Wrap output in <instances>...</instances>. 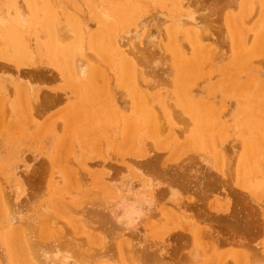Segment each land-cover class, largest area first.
<instances>
[{
    "label": "rangeland",
    "instance_id": "374dc122",
    "mask_svg": "<svg viewBox=\"0 0 264 264\" xmlns=\"http://www.w3.org/2000/svg\"><path fill=\"white\" fill-rule=\"evenodd\" d=\"M19 1L20 0H17L18 9L21 10L20 12L23 13L24 11H28L25 2L23 3V0H21L20 3ZM244 1L246 2V0H237V2L236 0H186L187 7H192L193 14H195L194 17L196 16L195 18L200 21L198 22L199 28L201 33L205 35V40L203 39L202 43L209 45L214 50L213 54L207 55L205 63L203 62L204 64L198 63L199 69H197L194 74L195 79L193 78V81L188 84L189 96H187V99L189 97L190 101H188L193 104L199 102L208 104L211 109V114L216 120L218 118L216 124L218 128L227 127L229 130L226 129V133H221L222 131H219L221 136L219 135L216 138L217 145L221 146L224 143L221 146L222 149L225 148L224 151L219 146L217 147L218 151H216L226 159H223L224 162H226L224 165L225 169L223 170L217 169L215 153L213 154L210 150L208 151L204 145L201 144L202 141L200 142V139L197 137L195 138L194 133L196 135L198 133L193 130L192 119L187 114H184L176 105L177 100L174 95L175 90L173 87V78L175 76L173 67L176 60H173L171 51L168 46H166L169 38L165 30L171 24L176 23L174 15L177 13H172L171 15L173 16L159 13L164 10H170L169 6H167L170 4L168 0H51L61 23H65L66 21L64 18L65 14L74 17V19L78 20L81 24L83 23L81 58L85 60L82 63H86L85 68L87 67V72L85 71L83 76H79V80L83 78L82 80L85 79L86 82L84 81V83L82 80L81 82L78 81V83H81L78 84V86L82 85V89L88 88L87 82L91 78H94L92 76L95 73V69L100 73L99 75L97 74L99 77L95 76V78L98 77L96 81L98 83L97 88L100 87L102 89L103 87L102 91H105L103 93L108 95V102L110 104L109 109L111 108L112 110L115 104L117 105L116 109L113 108V111H116L114 119L106 120L105 122L108 129L109 126L116 129H112L110 133H108V131H101V128L98 127L99 124L101 125L100 120H93V123L91 122L92 124L90 123L89 127L84 132L85 135H81L80 126L84 123L81 115L76 119L78 121H74L73 119V121L69 120L65 122V117L73 106H71L70 102L73 103L77 98V96H74L76 95L74 94L75 88L69 87V85L66 84V79L63 75L65 70L62 64L64 60H62L63 58L60 51L57 50L56 53L54 52L53 56L56 55V58H54L58 61V66H62V71L57 67V64L55 66L50 62L47 54L40 51L39 47L42 46L43 48L45 45V32L41 27L34 24L29 14H25L24 12L26 17L25 25L28 28H26V31L23 33H18V35L15 36V40H5L10 48L5 45V43L3 45L1 44L3 46H1V51L4 52L5 50V52L3 57H0V79L2 81H0V87L1 84L2 87L6 85L5 89L4 87L0 88L2 90L0 94H6L5 96L3 95L4 99L0 96V103L2 101L6 102L0 104L2 107H0V180L2 181L0 186L4 189L5 198L9 199L10 197L9 200H12L11 202H16L19 215L22 218L30 215L34 208L46 201L48 193L50 194V189L61 193L64 191V194L68 192H66V190H69V195L66 194L65 198L69 203L73 204L72 208H74L69 215L71 217L76 215L74 219L70 216L68 217L72 220H78L80 218L85 220L91 242H89L88 245H83L91 248L101 247L99 250L102 249L106 254L104 259H106L105 262L107 263L116 264L115 261H117L116 259L118 257L116 245L118 242L122 244L121 240L125 237L126 240L123 243L127 242V246L130 247L132 245L135 247L134 257H132L134 262L132 259L131 262L130 257H128L126 253H123L126 264H130V262L133 264H193L194 262V264H212L213 260L217 258H221V261L224 263L226 262V264H233L232 254L237 256L240 255L241 257L244 256V260L247 259L246 264H264V189L259 188V186L247 188V186L240 185L236 182L234 174L235 159L240 154L243 145L241 141L243 136L240 134L241 128L239 125L243 110L239 102H243L244 98L238 96L235 92L233 95L221 89V86H225L229 82L226 77L230 74L228 70L225 74L227 76L222 78V68L223 70L225 66L228 68L227 63L230 57H232V51L234 50L231 37H229L227 31L226 34H224L227 29L226 24L229 20L232 21V19L228 20L230 17H228V14L236 18L235 22L232 23L242 28L240 29V32L243 33V36L241 35L242 44L247 47L254 44L252 34L261 31V24L264 20V7L261 8L257 3H255V5L252 0L247 1L250 9H246L247 13L244 12L239 18V13L237 12L241 9V4ZM0 3L2 7L0 11V23L3 22L2 18H4V22H7L8 19H11V8L7 6L6 0H0ZM115 3L123 4L124 6L131 5L129 7L132 13L135 16L138 14V16H136L137 21L141 19L144 20V23L140 21L139 27L137 23L136 25L129 26L126 30L118 29L119 31L116 30L112 33H110L109 30L103 29V32L109 34L110 38H112V40L108 39V42L111 44L106 45L108 50L112 48V51L110 50L112 56L109 54L111 58L107 56L108 60H105L99 56L96 49L90 44L92 36L90 33H95L100 29L98 18L92 8L96 10V12H101L100 15L103 16L105 13L104 16H106ZM23 4L25 6H22ZM177 8H181V10L186 12L188 11L187 8L182 7L180 3ZM136 10L138 11L135 12ZM108 19H110V17ZM186 25H184V27H186ZM129 28H131L129 34H131L133 29L138 34L140 33L139 36L133 31V35L136 34L138 39H141L140 42L136 38L137 40L135 44H133L131 43L133 42L132 39L128 40L124 37L125 33H128ZM253 29L255 30L252 32ZM123 31L127 32L123 33ZM116 32H118L120 36L122 33L124 34L122 35V39L124 40L125 38V43H129L127 44L129 48L124 41L121 40L119 41L122 45L119 43L118 46L115 39L119 35ZM133 35L131 34L130 37ZM19 36H21L20 38H22L24 44L22 42V44L20 43L19 45L17 41V37L19 38ZM26 36L28 37L26 38ZM127 36L129 38V35ZM26 39H28L27 42H25ZM119 41L117 40V42ZM185 41L188 44L185 31H183L182 28L177 31L174 42H177L179 46L182 43L180 48L181 51L183 50L181 52L183 57H190L191 47L188 48ZM131 47V50L135 51H131ZM133 47L135 49H133ZM125 48L127 50H124ZM260 48L261 49L255 51V57H253L255 53H252V55L247 58L250 68L249 73L239 71L240 73L238 72L237 75L238 78L241 79V82L248 85L246 87L248 88V92H251L250 98L257 97L259 94V97L264 100V95H261L262 92L264 93V89L260 86L261 80H264V52H262L264 47ZM19 49L21 51L22 49H29L31 51L33 55H31L28 50L29 54L33 57L31 63L27 64V58L24 59L25 57H21L23 60L19 58L22 53L17 54ZM177 51L178 53L174 52V55L182 57L179 53V49ZM257 51H261L262 53L260 52L258 55ZM131 52H134L135 55ZM118 53L120 56H123L125 60L117 56ZM15 55L18 57L16 58ZM141 56L144 57V60L140 58ZM135 57L137 59H135ZM147 59L151 64L148 63ZM20 60L22 62H20ZM134 61L135 63L137 62L136 65ZM140 61L143 65L140 64ZM121 63L124 67L128 68L127 65L129 63L131 64V68L133 67L132 69L135 75L127 73L126 75L133 76L132 80L134 79V81L131 82H133L134 85L136 84L135 81L138 79L136 77H139L144 80L142 81L140 79L142 84H146L145 86L139 82L142 86L139 85L141 88L140 90L145 93L149 91L155 94L153 100L151 99V102H149L152 106L155 104L153 107L154 109L156 108L155 111L158 113L162 111V113L165 114L170 123L168 126L174 129L175 141H179L184 145L177 146L175 143L173 144L171 140L167 143L168 140L166 139L167 141L165 140V143L163 142L164 144L162 143L154 146L152 139L146 137L147 135L145 136L139 118L138 120L133 119L132 122L135 123L134 120H137L136 123L138 124L135 123L134 130L137 126L138 128L140 126L141 129L139 128L137 132L140 134L141 131V134L139 135L134 130H130L133 131V134L135 132L134 136L137 135L136 138L132 136L128 139L129 141L127 139H122L124 136L123 133L125 132L123 131L124 121H130L131 119L129 120V118H131L133 114L130 89L133 88L134 85L129 84L130 81L126 79L125 75L123 77L119 74L118 68ZM144 65L145 67L147 65L149 66L145 69V67H143ZM136 68L137 70L140 68L142 73L140 70L137 71ZM135 71L136 73L140 71V73H138L140 75L136 76ZM252 75H256L259 79H256L257 77L253 79ZM4 78L6 81L3 80ZM99 78L102 79L100 80ZM10 80L11 83H9ZM98 80L100 82H98ZM121 80L127 82L124 84ZM4 81L6 82L4 83L5 85H3ZM15 85H18L17 88H20V86H24V88L27 87L29 91L26 89V92H21V94L20 90H18L19 88L17 89L14 87ZM139 87L135 85L134 88L139 89ZM15 89L19 92L14 93L13 90ZM72 90L74 91L73 93ZM23 94L25 95L23 98H20V102L18 99ZM91 94L87 93V95L93 97ZM251 94L253 95L251 96ZM25 96L28 97L26 100L24 99ZM81 97H84L83 99L86 101L85 95ZM26 101L27 104H25ZM259 101L260 108L264 112V103H261V99H259ZM88 102L90 103V100L85 103L88 104ZM113 102L114 104H112ZM91 103V108L94 110L101 107L99 102H93V100H91ZM67 105L69 106L67 107ZM93 105L96 107L93 108ZM158 107L161 111H159ZM213 110L215 113H213ZM20 111H23V114H21ZM107 111L108 109L101 110V114L107 115ZM170 113L173 118L170 116ZM104 121L103 119L102 123ZM181 130L182 132L180 134L179 131ZM164 135L166 136L165 133ZM164 135L161 137L166 138ZM180 135L183 136L180 137ZM139 142H141L142 145ZM219 142L222 144L220 145ZM132 145H136L137 149ZM139 147L141 148L140 153L137 152L140 149ZM104 148L106 149L104 150ZM204 152L214 159L215 167L214 163L210 165L205 159H200V154L205 156ZM232 161L234 162L232 163ZM232 164L233 166L231 167ZM17 165L18 167L16 168ZM226 167H229L228 170ZM13 169L14 173L11 172ZM20 171L22 173H20ZM67 171H70V173ZM71 171L73 174H71ZM73 171H76V173ZM16 174H19L18 178ZM145 174L151 176H145ZM74 175H76V177ZM69 176L71 179L68 180L67 177ZM96 176L97 180L95 178ZM123 177L135 182L139 179H151L150 181L152 182L158 181L154 182V184L156 183L157 185L158 183V185H153L155 188L151 196L154 198L151 197L152 205H150L151 210L148 209V216H143L142 219L140 218L141 220L139 219L140 221H137L138 224L135 223L136 225L133 226L134 228L124 233V236H115L113 231L109 229V223L98 218L100 215L106 213L105 209L99 205V207L97 206L99 210H97L95 205L93 206L94 202L88 201L89 199L87 196L98 193V191H96L98 190L96 183H101V185H99L102 188L103 186L106 187L103 193V196L106 197V195H108L107 189H113L111 186H115L114 182H117ZM51 180L52 183L54 182L53 185H51L52 187L49 185ZM15 181L16 183L18 182L19 185L16 184ZM11 182L13 184H11ZM14 183L18 185L20 189H17L18 186L14 185ZM68 183L71 184V188L69 189L65 186V184ZM54 185L56 188H54ZM167 185H169V187H167ZM10 186L12 189H10ZM13 188L15 191L17 189L18 192L14 193ZM168 188L171 191V188L174 189L172 195L174 192L176 193L177 190V194L173 195L174 197L178 195L177 197L174 198L171 195V198H168L171 201H167V194L169 193L168 191H170ZM83 191H88L87 195L83 194ZM7 194H9V196ZM70 199L71 201H75L71 202ZM84 200L87 202L85 203ZM87 203L90 204L87 205ZM91 204V210H89L90 208H88V206L90 207ZM85 205L87 206L85 207ZM154 205L157 206V208ZM167 205L170 208H168ZM162 212H166L167 215ZM169 213L171 216L168 215ZM88 214L90 216H87ZM52 215H55L54 212H52ZM91 216L92 218H90ZM20 220L23 221L24 219ZM60 220L63 221V223L67 221L65 218H61ZM65 223L63 225H65ZM66 227H68L69 230L71 229L69 224L66 223V226L61 228V231H67L68 229ZM193 227L197 230L196 235L192 232V230H194ZM71 231V234H74L73 230H70V232ZM84 235V233L79 234V236ZM119 237H121V240ZM188 247L190 250H196L197 255L194 258H190V250ZM0 249V254L1 256L3 255L0 257H5V260L3 258L2 261L0 258V264H2V262L5 264L6 261V264H10L11 260L9 258L8 249L1 244ZM150 254L152 255L151 258H149ZM214 262L213 264H215ZM220 264H222V262Z\"/></svg>",
    "mask_w": 264,
    "mask_h": 264
},
{
    "label": "bare ground",
    "instance_id": "6f19581e",
    "mask_svg": "<svg viewBox=\"0 0 264 264\" xmlns=\"http://www.w3.org/2000/svg\"><path fill=\"white\" fill-rule=\"evenodd\" d=\"M67 1H69V0H67ZM168 1H169L170 4L167 5V6H169L170 10L169 9H166V10H169L170 12L164 10V11L159 12V13H161L162 15L163 14L171 15L172 13H177L176 15H174V20L176 21V23L175 24H171L170 23L171 24V25L169 24L170 26H168L167 28L165 27L166 28L165 31L167 32V37L169 38V41H168L166 46H168L169 50L171 51V54L173 56V60H176L175 63H174V67H173V71L175 72V76L173 78V87H174V90H175V94L174 95H175L176 100H177V104L176 105L180 108V110H182V112H184V114H187L192 119L193 130L197 131V133H198L197 135L194 133L195 138L197 137L198 139H200V142L202 141L201 144L204 145V147L208 151L210 150V152H212L213 154L215 153L217 169L223 170V169H225L224 165L226 164V162H224V160H223L225 158L222 157V155L219 152H216V151H218L217 147L219 146L216 143V138L219 135L221 136V133H226L227 127H224V128H221V129L218 128V125H216L217 122H218V118L216 120L214 118V116L211 114V109L209 108L208 104H205V103L203 104L202 102H199V101H197L199 103H195L194 102L195 104H193V103L189 102L190 101L189 97L187 99V96H189L188 84L193 81V78L195 77L194 74L196 73L197 69H199L198 63L204 64L205 61H206L207 55L209 56V55L213 54L214 50L209 45L202 43L203 39L205 38V35H203L201 33V30L199 28L198 22H200V21L195 18L196 16L194 17L195 14H193V10L191 9L192 7L191 8L187 7L186 0H185V2H184V0H168ZM247 1L248 0H246V2L244 1L241 4L242 7L237 12V13H239V16H238L239 18L242 16V14L244 12L247 13L246 9L247 10L250 9L248 7L249 4L247 3ZM252 1H253L254 4L255 3H257V5L259 4V6H261V8L264 7L263 6L264 5V0H252ZM19 2L21 3V0ZM24 2H25L26 6L28 8V11H26V12L24 11L25 14H29L30 18L32 19L34 24H36L37 26L41 27L44 30L45 35H46L45 43H44L45 45L43 46V48H42V46L39 47L40 51H42L45 54H47V56L50 59V62H52V64H54L55 66L57 64V67L60 68V70L64 68L65 72H63V75H64V78L66 79V84L69 85V87L75 88V93L74 94H76V95H74V96H77V98L74 100L73 103L70 102L71 106L73 105L72 109H70L72 112L70 111L71 112V113L69 112L70 114L67 112L69 115L66 113L67 116L65 117V122H67L69 120L73 121V119H74V121H78L76 119L78 117H80V115H81V118L84 120V123L80 126L81 135H85L84 132L87 130V128L89 127L90 123L91 122L93 123V120H97V121L100 120L101 125L99 124L98 127L101 128V131L102 132H104V131L107 132L108 131V133H110L112 131V129H114V128H111V126H109V129H108V126L105 124V122H106V120L114 119V117L116 116V113H115L116 111H113L114 110L113 108L116 109L117 105L115 104V106L112 108V110H111V108L109 109L110 104L108 102V95L103 93V92H105V91H102L103 87H102V89L100 87L97 88V84L98 83L96 81H97V78L99 77L98 75L100 73L97 72L96 69H95V73L93 74V76L90 73V75L92 77H94V78H91V77H90L91 79L89 78L91 80V82H90V80L87 82L88 88L82 89L81 88L82 85L78 86V84H81V83H78V81L81 82V80L83 79L82 78V79L79 80V76H83L84 72L87 70V67L85 68L86 63H84V64L82 63L85 60H83L81 58V51H82L81 40H82V35H83V29H82V27H83L82 24L83 23L81 24L78 20L74 19V17L70 16L69 14H65L64 15V18L66 19V21H65V23H61L59 21L60 19L58 17V13L55 10V7L53 6L51 0H23V3ZM232 2H234V1H232ZM236 2H237V0H236ZM123 3H124V1H123ZM179 3L181 4L182 7H186L188 11L186 12V11L181 10V8H177ZM6 4H7L8 7L10 6L12 14H11V19L10 20L8 19L9 22L8 21L4 22L5 20H4V18H2L3 22L1 21L2 23H0V57L1 56L3 57L4 52H5V50H4V52L1 51V49L3 47L2 45L5 43V45L8 46V44H7L8 40H15L16 39L15 36H17L18 33L19 34L23 33L24 31H26V28H28L25 25L26 17H25L24 12L21 13L20 12L21 10L18 9L17 0H6ZM234 4H236V3L234 2ZM234 4H232V5L235 6ZM113 5H114L113 8L111 9V11L106 16H104L105 13L103 12L104 13V15H103L104 17L102 15H100L101 12L100 13L96 12V10H94L91 7L93 12H95L96 17L98 18V23H99L100 29L97 30L95 33H90L92 35L91 36V40H90V44L93 45V47L96 49V51L99 54V56L101 58L105 59V60H108L107 56L110 57V58L112 56V54L110 52V50L112 49L111 46L109 45L110 48H111L110 50H108V48H106L107 47L106 45L111 44L110 42H108V39L112 40V38H110L109 34L104 33L103 31L104 30H109V32L112 33V32H114V31H116L118 29L126 30L129 26L136 25L137 23H138L137 26L139 27V22L140 21H142V22L144 21V20H141V19L137 21L136 16H138V14L135 16L132 13V10L129 7L131 5L124 6L123 4H119V3H115ZM22 6H25V5L23 4ZM22 6H19V7H22ZM134 7H135V4H134ZM1 10H2V7H1V3H0V11ZM263 10H264V8H263ZM137 11L138 10H136L135 12H137ZM171 16H173V15H171ZM222 16H223V14H222ZM109 17H110V19H108ZM228 17H229L228 20L232 19V21H230V20L228 21V23L226 24V28L227 29L225 30V33L224 32L223 33L226 34V31H227L229 37H231V39H232V47H233L234 50L232 51L233 52L232 57H230V59H229V61L227 63L228 68L226 66L224 67V70L222 68V78L227 76L225 74L228 72V70H229L230 74L226 77V79L229 81L226 84L227 86L226 85L225 86H221V89H222V91L226 90V91L230 92L233 95H234V92H235L238 96H242L244 98L243 102H239V103H241L242 110H243L242 111V117H241V120H240V123H239L240 128H241L240 134H242V136H243L241 138V141H242L243 145H242V150H241L240 154L235 159L234 174H235V177H236V182L239 183L240 185L247 186V188L248 187L254 188V187L259 186V188L264 189V112L260 108L259 99H261V103H264V100L261 97H259V94L257 95V97L255 96L253 98L252 97L250 98L249 96H250L251 92H248V88L246 87L248 85H246L245 83L241 82L240 81L241 79H239L238 75H237V73L239 71L240 72L242 71V72H246V73L248 72L249 73V69L250 68L248 66L249 65V61H248L247 58L250 57L252 55V53H255L256 50L261 49L260 47H264V20H263V22L261 21L262 22L261 31L260 32L258 31L259 33L256 32L255 34H252V38H253L254 44H252V46H250V47H247V46L242 44L243 42H242L241 35L243 33L240 32V29H242V28L237 26V24L232 23V22H235L236 18L235 17H231V15H229V14H228ZM5 18H7V17H5ZM77 19H78V17H77ZM220 19H223V18H220ZM23 20H25V21H23ZM170 21H172V20H170ZM184 25H186V27H184ZM28 26H30V25H28ZM143 26H144V24H143ZM140 27H141V25H140ZM182 28H183V31H185L186 38L188 39V44L186 43V41H185V43L188 45V48L191 47V55H190V57H183V55L181 54V52L183 50L181 51V48H180L182 43L181 44L179 43L180 44V46H179L177 42H174V39L176 38L177 31H179ZM130 29L131 28H129L128 33H125L127 31H125V32L123 31V33H125V35L126 34L129 35V38H128L127 35L125 36L123 33H122V35H124V37H126L128 40L132 39L133 42H131V41L130 42L135 44V41L138 39L137 35H139L140 33L138 34L133 29V31L137 34V35L136 34H134V35H136L137 37L133 35V31H132L131 34L133 36H131V37H133V38H131L130 37L131 34H129ZM255 29H253L252 32ZM138 30H139V28H138ZM138 30H136V31H138ZM159 30H161V29H159ZM138 32H140V31H138ZM116 33L119 35L118 32H116ZM122 35L121 36L119 35L115 39L116 43H118V46H119V43H120V45H122L119 40L124 41V43H125V38L123 40L122 39L123 38ZM20 37L21 36H19V38L17 37V41L19 42V45H20V43L22 44V42H23L22 38H20ZM27 37L28 36H26V38ZM117 38H119V39H117ZM68 39H70V40H68ZM5 40H7V41H5ZM27 40L28 39H26V41L25 40L24 41L27 42ZM117 40L119 42H117ZM138 40L140 42L141 39H138ZM23 44H24V42H23ZM125 44L127 45L129 43H125ZM136 44H137V42H136ZM22 46H24V45H22ZM8 47H6V48H8ZM12 47H13V44H12ZM127 47L129 48L128 45H127ZM135 47H137V46H135ZM131 49H132V47L130 48V50ZM133 49H135V48L133 47ZM178 49H179V53L181 54L182 57L174 55V52L178 53V51H177ZM28 50L29 49H27V50L22 49V51H21L19 49L20 52L19 51L17 52V54L22 52L21 56L19 58L20 59H21V57L22 58L25 57L24 59L27 58V64L31 63V60L33 59V57L31 56L33 54L29 50V52L31 54L30 55ZM57 50L60 51L61 56L63 58L62 60H64V61H62L63 68H61L62 66H60V67L58 66L59 63H57L58 61L55 60V58H56L55 56L56 55L53 56V53L54 52L56 53ZM124 50H127V49L125 48ZM137 50H139V49H137ZM131 51H135V50H131ZM261 51H259V52L257 51L258 55H259V53ZM262 52H264V50ZM131 53L133 55H135L134 52H131ZM117 56H120L119 53H118ZM185 56H186V54H185ZM255 56H256V53L254 54L253 57H255ZM17 57L18 56H16V58ZM120 57H122V59L125 60V58H123V56H120ZM140 58L144 60V57L141 56ZM146 58H149V57H146ZM60 59H61V57H60ZM135 59H137V58L135 57ZM21 60H23V59H21ZM21 60H20V62H22ZM16 62H18V61H16ZM130 63L127 65L128 68L124 67V65L121 63L119 68H118V72H119V74L121 76H123V77H124V75L126 76V79L128 81H130V83H129L130 85L131 84L134 85V83L131 82V81H134V79L132 80L133 76L126 75V73L127 74H131V75L134 74V70L132 69L133 67L131 68V64ZM136 63L134 61L135 65H136ZM148 63L151 64L149 62V60H148ZM140 64H141V61H140ZM141 65H143V64H141ZM132 66H134V65H132ZM147 66H149V65H147ZM143 67H145V65ZM146 67H145V69H146ZM137 68H136V70H137ZM154 68H155V66H154ZM138 70H140V68ZM140 71L138 73H140ZM200 71H201V69H200ZM135 73H136V71H135ZM138 73H136V76L140 75ZM141 73H142V71H141ZM79 74H81V75H79ZM95 76H98V77L95 78ZM252 77H253V79H255L257 76L256 75H252ZM1 78H3V77H1ZM136 78H138L139 80L141 79L139 77H136ZM256 79H259V78L257 77ZM3 80H5V78ZM12 80H13V78H12ZM137 80L135 81L136 82L135 85H138V87H139V85H140L139 82H141L142 79L140 81L138 80L139 84L137 83ZM153 80H155V79H153ZM0 81H1V79H0ZM5 81L3 82V85H5L4 84V83H6ZM82 81L84 82L85 79L82 80ZM142 81H144V80H142ZM98 82H100V81L98 80ZM121 82L125 84L127 81L124 82L123 80H121ZM9 83H11V80H10ZM7 84H8V81H7ZM141 84H142V82H141ZM249 84H252V83H249ZM12 85H13V83H12ZM20 85H22V84H20ZM24 85H26V84H24ZM135 85H134V87H135ZM144 85L146 86V84H144ZM5 86H3L4 89H5ZM9 86H10V84H9ZM17 86L18 85H15L14 87L17 88ZM260 86H261V88L264 89V80H261ZM3 87H2V84H1L0 88H3ZM134 87L130 89V96H131V99H132L131 102L133 104L132 105V111H133L132 113L133 114H132V117L129 118V120L131 119L130 121H126V122L124 121L123 131H125V132L123 133V131H122V133L124 134L122 139H127V140L130 139L132 136L135 135V132H137L139 128L141 129L140 126H139V128L137 126V128H135V130H134L135 125L138 124L136 122H137V120L139 118L140 119V124H142V128H143V131L145 133V136L147 135L146 137H149V138L152 139V142H153L154 146L160 145L163 142L165 143L166 139L168 140V141L166 140L167 143L169 142V140H171V141H173L172 143L173 144L175 143L177 146L184 145L183 143H181L179 141H175L176 137L174 135V131H173L174 129L172 127L168 126L170 123H169V119L166 118L165 114L162 113V111L159 109V107H158V109L161 112L158 113L157 111H155L156 108L155 109L153 108L155 106V104H154V106L151 105V103H150L151 99L153 100V98L155 97V94L154 93H150L149 91H148V93H145V92L140 90L141 89L140 87H139V89H136L137 87L136 88H134ZM249 87H251V86H249ZM17 89H15L16 91L13 90L14 93L19 92V91H17ZM26 89L28 90L27 87L24 88V86H20V88L18 90H20V93L21 92L23 93ZM127 89H129V88H127ZM1 91L2 90L0 89V92ZM88 91H91L92 94H91V92H88ZM73 92L74 91L72 90V93ZM87 93H90L93 97H91L90 95H87ZM28 94H29V92H28ZM262 94L264 95L263 92L261 93V95ZM3 95L4 94H0V96H2V97H3ZM24 95L25 94L20 96L18 100L20 101V98L21 97L23 98ZM80 95L81 96L85 95L86 101L90 100V103H91V100H93V102H99L101 107L99 109L96 108L97 110L92 109L90 103L89 102H88V104L85 103L86 101L83 99L84 97L82 98ZM252 95L253 94H251V96ZM27 98L28 97H26V96L24 97L25 100ZM96 98H97V100H96ZM263 98H264V96H263ZM3 99H4V97H3ZM110 99H111V96H110ZM3 103H6V102L2 101L0 104H3ZM25 104H27V101L25 102ZM91 104H95V103H91ZM112 104H114V102ZM69 105H67V107ZM3 106H5V105H3ZM94 107H96V106L93 105V108ZM262 107H263V105H262ZM69 108H71V107H69ZM244 108H245V110H244ZM104 109H108L107 115H105V114L102 115L101 114V110H104ZM263 109H264V107H263ZM22 112H21V114H23ZM213 113H215L214 110H213ZM170 116L172 117L171 113H170ZM103 119L105 121L102 123ZM133 119H137V120H134L136 124L134 122H132ZM130 122L133 123V124H131ZM114 130H116V129H114ZM130 130H134L135 131L134 134H133V131H130ZM219 131H222V132L220 133ZM179 132L181 134L182 130L179 131ZM137 133L139 134V132H137ZM164 133L166 134V136L164 135ZM140 134H141V131H140ZM162 134L166 138H162L161 137V136H163ZM136 136H134V137L136 138ZM178 136H179V134H178ZM182 136L183 135H180V137H182ZM111 137H112V135H111ZM142 141H143V139H142ZM136 142H138V141H136ZM139 143H141V142H139ZM185 143H186V141H185ZM221 144L222 143H220V145ZM233 144H235V143H233ZM136 145H137V143H136ZM136 145L135 146L132 145V146L136 147ZM141 145H142V143H141ZM238 145H239V143H238ZM221 146H219V147L221 148ZM161 147H165V146H161ZM157 148H159V147H157ZM105 149L106 148H104V150ZM136 149H137V147H136ZM224 149H222V150L224 151ZM140 150H141V148L137 152L140 153ZM200 155H201L200 159H203V160L205 159V161H207V163H209L210 165H213V163H214V167H215L214 159L211 158L206 152H204L205 156H203V154H200ZM227 162H229V161H227ZM233 162L234 161H232V163ZM230 164H229V167H230ZM227 165H228V163H227ZM14 166H15V164H14ZM232 166H233V164L231 165V167ZM11 167H13V166H11ZM17 167H18V165L16 166V168ZM228 168H227V170H228ZM11 172L14 173V169ZM18 172H15V173H18ZM24 172H25V170H24ZM73 172L76 173V171H73ZM20 173H22V172L20 171ZM68 173H70V171ZM230 173H232V172H230ZM71 174H73L72 171H71ZM71 174H70V176H71ZM18 175H17V178L19 177ZM147 175L145 174V176H147ZM70 176L67 177L68 180L71 179ZM74 176L76 177V175H74ZM148 176H151V175H148ZM95 178L97 180V176ZM96 180H95V182H96ZM131 180H132V178H131ZM150 180L151 179H147V180H144V179L140 180L139 179V180H137L135 182V181H130L128 178H126V179L124 177L120 178L117 182H114L115 186H113V185L111 186L113 189H111V190L107 189L108 195H106V197L103 196V193L106 190V187L103 186V188H102L100 186L101 183H99L100 185L98 183H96L97 186H98V188L96 187L98 189L96 191H98V193L90 194V195L87 196L88 199H89L88 201L94 202L93 206L95 205L96 209H97V206L99 207V205H101L105 209L106 213L103 214V215H100L98 218L100 220H102V221L105 220L106 222L109 223V225H110L109 229H110V231H113V234H115V236H117V235L118 236L119 235L120 236H124L123 235L124 233L128 232L131 228H134L133 227L134 225L138 224L137 221L140 218L142 219L143 216H148L147 212L149 211L148 209L151 210L150 205H152L151 204L152 203V198H154V197L151 196V193H152V191L155 188V186H153V185H156V183L154 184V182H158V181L152 182ZM1 182L2 181L0 180V183ZM15 183H16V181H15ZM15 183H14V185L18 184V182L16 184ZM51 183H52V180L49 183L50 187H52L51 185H53L54 182L52 184ZM11 184H13V183L11 182ZM18 185H16V186H18ZM70 185L71 184H69V183L65 184V186L68 187V189L71 188ZM157 185H158V183H157ZM108 186H110V185H108ZM0 187H1V189H0V244L5 246L6 249H8L9 258L11 260L10 264H110V263L105 262L106 259H104V258L106 257V254L103 252L102 249L99 250L101 247L100 248L99 247L91 248L89 246L85 247L83 245V244L88 245L89 242H91L90 235H89V233L87 231L88 229H87V227L85 225V220H83V218H80V219L77 218L78 220H72V219L75 218L76 214L74 216H72V217L69 215V213L72 211V209H74V208H72L73 204L69 203L66 200V198H65L66 197L65 195L68 194L69 190H66V192L67 191L68 192L67 193L65 192L66 194H64V191H63V193H61L59 191L50 189V194L51 195L48 193V196H47L48 198L46 199V201H44L40 206L34 208L31 211L30 215L26 216L25 218H22L19 215V210H17L16 202L14 201L15 204H14V202H11L12 200H9L10 197H9V199L5 198L4 189L2 188V186H0ZM167 187H169V185H167ZM171 187H172V185H171ZM18 188L20 189L19 186L17 187V189ZM54 188H56L55 185H54ZM10 189H12V187ZM17 189L15 191V189L13 188L14 193L18 192ZM171 189H172V191L168 188V190H170V191H168L170 193V195H169V193L167 194V201L171 198L170 196L172 195V192L174 190L173 188H171ZM87 193H88V191L87 192L83 191V194L87 195ZM2 194H4V195H2ZM174 194H177V190H176V193L174 192ZM7 195L9 196V194H7ZM177 196L175 195V197H177ZM82 199H83V197H82ZM70 201H71V199H70ZM74 201L72 200L71 202H74ZM169 201H171V200H169ZM84 202H85V200H84ZM156 202H157V200H156ZM88 204H90V203H87V205ZM87 205H85V207ZM173 205H174V203H173ZM91 206H92V204L90 205V207L88 206V208H90L89 210H91ZM155 207L157 208V206H155ZM168 208H170V207L168 206ZM18 209H20V208H18ZM100 209H101V207H100ZM51 210H52V212H54L55 215H52ZM97 210H99V209H97ZM87 211H88V209H87ZM162 213H166V212H162ZM166 215H167V213H166ZM168 215L171 216L170 213ZM68 216H70L72 219L69 218ZM87 216H90V215L88 214ZM84 217H85V215H84ZM61 218H63V219L65 218L67 220L66 223L69 224V226L71 228L70 230H73L74 234H71L72 231L70 232L68 227H66L68 229L67 231L66 230L65 231H61V228L63 226L64 227L66 226L65 222H64L65 225H63L64 223H63V221L60 220ZM90 218H92V216ZM95 218H96V216H95ZM20 219H22V220L24 219V220L21 221ZM17 223H20V224H17ZM21 223H23V224H21ZM61 224H62V226H61ZM97 225H98V223H97ZM106 227H107V225H106ZM66 228H64V229H66ZM193 229H194V227H193ZM74 230H76V231H74ZM192 232L194 233V235L197 234V230L196 229L192 230ZM80 233H84L85 235L84 236H79ZM132 233H134V232H132ZM119 238L121 240V237H119ZM125 240H126L125 237H123L122 240H121L122 244H120V242H118L119 244L117 243V245H116L117 246L116 247L117 256H118L117 259H116L117 261H115L116 264H126L125 263L126 259L124 260L123 253H126V255L128 257H130V260L132 259L133 262H134V259L132 257H134L133 254L135 252L134 251L135 247L132 246L131 244H130L131 245L130 247L127 246V244H126L127 242L123 243ZM91 246H92V244H91ZM188 249H189V247H188ZM189 254L191 256L190 258H192V257L194 258L197 255L196 254V250H193V249L190 250ZM0 256H1V254H0ZM151 257H152V255L150 254L149 258H151ZM261 257H262V255H261ZM3 258L5 260V257H3ZM3 258H1V261H2ZM127 259H129V258H127ZM132 260H131V262H132ZM232 260L234 261L233 264H246L247 263V259L244 260V256L241 257L240 255L237 256L235 254H232ZM6 262H5V264H6ZM131 262H130V264H133ZM213 262L215 264H220L221 262H222V264H226V262L224 263L223 261H221V258L214 259ZM213 262H212V264H213ZM3 263L4 262H2V264Z\"/></svg>",
    "mask_w": 264,
    "mask_h": 264
}]
</instances>
